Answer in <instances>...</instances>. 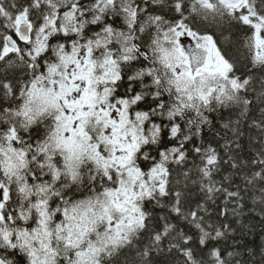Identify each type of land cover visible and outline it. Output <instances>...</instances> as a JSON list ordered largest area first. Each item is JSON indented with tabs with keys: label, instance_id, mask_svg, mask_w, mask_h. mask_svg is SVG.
Instances as JSON below:
<instances>
[{
	"label": "snow or ice",
	"instance_id": "snow-or-ice-1",
	"mask_svg": "<svg viewBox=\"0 0 264 264\" xmlns=\"http://www.w3.org/2000/svg\"><path fill=\"white\" fill-rule=\"evenodd\" d=\"M0 264H264V0H0Z\"/></svg>",
	"mask_w": 264,
	"mask_h": 264
}]
</instances>
